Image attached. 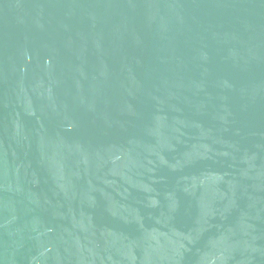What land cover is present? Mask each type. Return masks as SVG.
<instances>
[{
  "label": "water",
  "instance_id": "1",
  "mask_svg": "<svg viewBox=\"0 0 264 264\" xmlns=\"http://www.w3.org/2000/svg\"><path fill=\"white\" fill-rule=\"evenodd\" d=\"M0 264H264V0H0Z\"/></svg>",
  "mask_w": 264,
  "mask_h": 264
}]
</instances>
